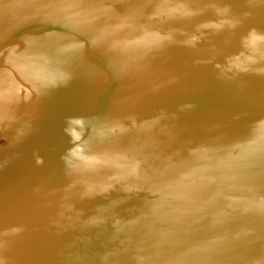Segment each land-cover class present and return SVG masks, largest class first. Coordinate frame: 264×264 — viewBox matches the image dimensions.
<instances>
[{
	"label": "water",
	"instance_id": "95a60500",
	"mask_svg": "<svg viewBox=\"0 0 264 264\" xmlns=\"http://www.w3.org/2000/svg\"><path fill=\"white\" fill-rule=\"evenodd\" d=\"M25 5L0 14V264H264V0Z\"/></svg>",
	"mask_w": 264,
	"mask_h": 264
},
{
	"label": "bare ground",
	"instance_id": "6f19581e",
	"mask_svg": "<svg viewBox=\"0 0 264 264\" xmlns=\"http://www.w3.org/2000/svg\"><path fill=\"white\" fill-rule=\"evenodd\" d=\"M33 0H0V14L5 16L9 14L11 11L21 9L28 2H32ZM240 8H245L243 4H240ZM228 11H231L228 9ZM250 18L255 20L258 26H264V23L261 25V21L256 17L255 14L250 16Z\"/></svg>",
	"mask_w": 264,
	"mask_h": 264
}]
</instances>
